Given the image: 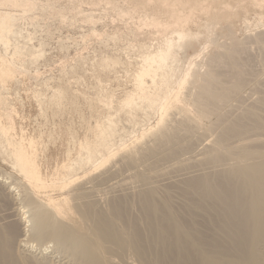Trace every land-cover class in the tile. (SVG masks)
<instances>
[{"label":"rangeland","instance_id":"obj_1","mask_svg":"<svg viewBox=\"0 0 264 264\" xmlns=\"http://www.w3.org/2000/svg\"><path fill=\"white\" fill-rule=\"evenodd\" d=\"M3 71L0 230L18 233L0 234L10 250L0 264H83L68 244L36 240L35 216L95 240L94 216L111 220L120 204L113 222L124 245L102 247V264H149L158 252L170 260L171 240L152 242L167 206L198 264L237 241L223 206L202 204L187 185L264 160V0H0ZM18 150L40 180L15 166ZM255 249L264 264V239ZM217 257L240 264L234 250Z\"/></svg>","mask_w":264,"mask_h":264},{"label":"bare ground","instance_id":"obj_2","mask_svg":"<svg viewBox=\"0 0 264 264\" xmlns=\"http://www.w3.org/2000/svg\"><path fill=\"white\" fill-rule=\"evenodd\" d=\"M178 38H182V36L178 34ZM166 59H167L166 54L159 55L158 57L159 65L164 64ZM0 76H7V72L5 71L0 72ZM149 102L154 103L152 99H149ZM241 129L242 127H237L234 128L233 130L231 129V132L237 134L242 132ZM14 164L16 167L20 169L21 172L25 173V175L28 176L30 179L40 180L39 173L34 168V162L32 158L28 156L23 150L16 151ZM247 170L248 173L242 176H240L241 172L239 171L236 172V170L234 172H236L237 174L230 172L227 174L223 173V175L222 174L218 175L216 179H220V178H225V179L221 181H216L217 183L209 179L207 180L195 179L194 181H191L187 185V192L196 191L197 193H199L198 195L201 197V203L202 201L204 202V200L208 201L210 203V208L216 207L215 204L222 205L223 214L224 217L226 218V225L228 226L229 229L235 231L237 234V241L229 239L231 241H228L229 243L227 245L228 247H224V250L220 249L219 252H213L214 255L201 253L203 258L206 257L205 258L206 261H204L203 264H222L221 262H219L220 259L217 257V253L220 254L222 258H224L225 256L230 254L231 250H234L235 254L237 255V260L240 264H261L260 255L256 252L255 248L257 245H259L260 241L264 239V160L262 161V163H260V165L253 164L251 167L249 166ZM185 177L187 178L188 175H186ZM235 177L240 179L239 180L240 183H237L238 185H240V187L236 183H234L233 179ZM117 183L118 182H116V184ZM114 187H117V185ZM123 190L125 189L123 188ZM245 192L247 193L256 192V194L254 198L250 199V201H247L243 196ZM163 203H167V202L163 201L161 204L163 205ZM167 204L163 206H167ZM206 205L207 203L204 204L205 209L209 208ZM199 206L201 207V205ZM164 208L166 210L165 215L163 216V219L160 221V224L157 225L159 227L158 228L159 232H156L158 239L156 238L157 240L155 239V241L152 242L154 247L160 246V248H162L163 239L169 238L171 240V243L169 244L172 245L174 249V254L169 260L166 257H161L162 253L160 252L154 253L155 254L154 257H156V259L151 260L149 264H198L189 254L190 251L187 249L190 248V246L195 245L196 243H193L191 241L190 243H184V235L183 232H181L182 230L180 231L176 227L177 225L173 224L170 221V219L166 216L167 212H169L168 206ZM142 209L144 215L148 218L151 216L154 217L155 213L157 212V208L155 207L152 198L148 200H144ZM112 210L113 213H110L112 217L111 220H107L105 218V215L101 214L100 212L99 214H96V216H94L96 217V221L94 225V228L96 230L95 240L89 239L85 235H82V233L77 229L64 225L65 223L59 224L56 227H52L49 221L50 218L53 219V217L51 216V214L49 215L48 213H47L48 215L45 213H38L35 216L36 220H34L33 236L35 237L36 240L37 239L41 240V238L49 236L52 238L53 242H55L60 247L61 245L68 244L73 256L79 259L83 264H102L101 257L99 256L102 247L106 249L109 248V246H115L120 248L124 245V241L121 240V236L119 232L115 229L113 222V220H117V219L123 220L122 218L123 215L121 216V214L124 208L122 204H120V207L119 206L113 207ZM6 229L7 230H5L4 232L0 230V234L2 233L5 234L4 238L6 239V241L9 238L13 239L14 234L18 233L13 226H9ZM134 233H137V236H139L138 232L134 231ZM134 236H136V234ZM249 240L250 242L253 243V248H250L248 250L246 248V245L249 242ZM99 241H101L102 244ZM134 244H136L135 245L136 254L138 256H142L145 253L144 247L139 242H137V240L135 241ZM200 249L203 250L204 247ZM5 250L6 251L4 252V249L2 247L0 248V259L1 258L5 259L10 254V250H7V248H5ZM2 252H4L5 254L3 253L1 255Z\"/></svg>","mask_w":264,"mask_h":264}]
</instances>
